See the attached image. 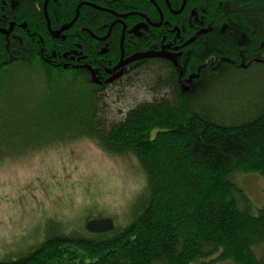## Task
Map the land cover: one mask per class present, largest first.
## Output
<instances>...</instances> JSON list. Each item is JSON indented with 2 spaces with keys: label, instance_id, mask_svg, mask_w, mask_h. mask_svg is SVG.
<instances>
[{
  "label": "trees",
  "instance_id": "16d2710c",
  "mask_svg": "<svg viewBox=\"0 0 264 264\" xmlns=\"http://www.w3.org/2000/svg\"><path fill=\"white\" fill-rule=\"evenodd\" d=\"M82 1L63 0L58 15L53 2L32 9L30 20L62 32L55 37L47 25H32L42 37L24 45L22 58H12L15 47L1 35L0 162L86 139L111 157L135 160L144 187L126 226L70 233L49 219L36 246L0 264H264V203L253 211L232 179L264 177V62L255 59L264 0H190L197 11L205 6L209 33L182 47L183 76L167 61L146 58L109 87L60 61L81 33L72 24ZM128 4L153 8L149 0ZM90 9L79 18L92 29L105 16ZM139 79L151 98L116 117L108 92L119 95Z\"/></svg>",
  "mask_w": 264,
  "mask_h": 264
},
{
  "label": "rangeland",
  "instance_id": "374dc122",
  "mask_svg": "<svg viewBox=\"0 0 264 264\" xmlns=\"http://www.w3.org/2000/svg\"><path fill=\"white\" fill-rule=\"evenodd\" d=\"M257 56L264 58V51ZM140 80L125 86L119 95L108 92L116 117L151 98ZM32 82L33 88L37 80ZM134 162L111 157L86 139L0 162V259L17 258L36 246L49 219L70 233H80L89 221L100 218L126 226L134 217L133 202L144 187ZM232 179L244 189L256 212L264 203V177L238 173ZM53 229L58 231L54 225Z\"/></svg>",
  "mask_w": 264,
  "mask_h": 264
},
{
  "label": "flooded vegetation",
  "instance_id": "af4514ba",
  "mask_svg": "<svg viewBox=\"0 0 264 264\" xmlns=\"http://www.w3.org/2000/svg\"><path fill=\"white\" fill-rule=\"evenodd\" d=\"M149 1L153 8L145 9L139 4H128V0L82 1L80 12L75 17V21L78 22L72 24L80 26L81 33L69 44L60 61L65 67L72 66L91 72L100 84L109 87L121 82L125 76H129L146 61L128 62L133 57L156 52L169 56L176 55L175 62L165 57L155 59L171 63L182 77L183 68L179 65L184 54L182 47L192 45L194 40L209 33V29L204 26L205 6L202 5L201 11H197L198 3L192 6L190 0H164L165 5L160 3L161 0ZM50 2L57 3L55 15H58L63 8V0H0V38L3 35L5 39L9 38L12 41L15 47L12 58H22L26 52L24 45L37 40V37H42L38 35L39 32L31 31L32 25H47L51 35L55 37L56 33H59L58 36L61 35V30L50 29L48 20L38 24L29 19L32 9H35V12L45 11ZM79 5L81 4L77 6ZM88 8H91L94 16L96 12L105 16L100 21L94 18L92 29L86 26L85 20L79 18V14L82 15V11ZM114 39L118 43L112 48ZM42 49L45 51L46 47ZM262 49L264 42L261 43L260 51ZM53 56L56 57L55 54ZM255 59L264 62L263 57ZM119 74L121 76L117 77Z\"/></svg>",
  "mask_w": 264,
  "mask_h": 264
},
{
  "label": "water",
  "instance_id": "95a60500",
  "mask_svg": "<svg viewBox=\"0 0 264 264\" xmlns=\"http://www.w3.org/2000/svg\"><path fill=\"white\" fill-rule=\"evenodd\" d=\"M59 33H56L55 35L58 36ZM155 57H165L168 58L170 60H172L173 62H175V56H169V55H165L163 53H156V52H148V53H144L141 55H137L135 57H133L130 61L128 62H134V61H138V60H142V59H146V58H155ZM121 74L117 75V77H120ZM116 77V78H117ZM115 224L114 221L108 218H100V219H94L89 221L86 224V231L91 233V234H103V233H107L110 232L114 229Z\"/></svg>",
  "mask_w": 264,
  "mask_h": 264
}]
</instances>
